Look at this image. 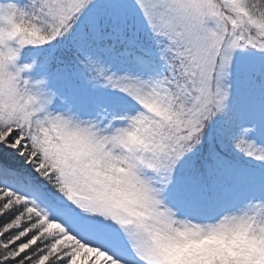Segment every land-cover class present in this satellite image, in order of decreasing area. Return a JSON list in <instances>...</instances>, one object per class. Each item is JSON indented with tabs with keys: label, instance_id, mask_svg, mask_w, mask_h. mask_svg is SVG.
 Wrapping results in <instances>:
<instances>
[{
	"label": "snow or ice",
	"instance_id": "obj_1",
	"mask_svg": "<svg viewBox=\"0 0 264 264\" xmlns=\"http://www.w3.org/2000/svg\"><path fill=\"white\" fill-rule=\"evenodd\" d=\"M132 2L137 31L151 34L155 54L137 52L119 14H96L99 0L0 3V26L35 25L44 37L36 46L73 37L89 82L129 98L128 106L95 115L75 108L32 75L35 62L10 63L16 51L8 47L0 61V264H144L132 221L94 187L102 183L96 175L116 168L163 194L207 123L225 114L236 51L264 52V0ZM110 39H120L147 75L106 67L91 49ZM8 43L0 40V49ZM234 145L264 161L254 143L237 138Z\"/></svg>",
	"mask_w": 264,
	"mask_h": 264
},
{
	"label": "clouds",
	"instance_id": "obj_2",
	"mask_svg": "<svg viewBox=\"0 0 264 264\" xmlns=\"http://www.w3.org/2000/svg\"><path fill=\"white\" fill-rule=\"evenodd\" d=\"M43 38L26 21L0 26V40L9 42L0 49V61L7 58L8 47L16 51L9 61L14 63L24 46H36ZM100 173L95 179L102 183L94 187L124 220L132 221L128 227L145 253L144 264H264V201L247 202L212 219H193L179 215L143 177L116 168L102 167Z\"/></svg>",
	"mask_w": 264,
	"mask_h": 264
},
{
	"label": "rangeland",
	"instance_id": "obj_3",
	"mask_svg": "<svg viewBox=\"0 0 264 264\" xmlns=\"http://www.w3.org/2000/svg\"><path fill=\"white\" fill-rule=\"evenodd\" d=\"M24 1V0H23ZM16 3L18 6H24L23 2L21 0H0V3ZM96 14L102 15V16H114L116 14H119L122 18L129 19L130 16H136L140 17L138 10L135 9L132 0H99L98 6L96 8ZM129 17V18H128ZM136 26V32L140 34V38L143 40V42H137V52L142 53L146 50H151L153 54H155V47L153 45V41L151 38V34L147 30H140L139 24L133 23ZM128 30H132V26L127 25ZM27 50L31 49L29 46L25 47ZM33 48V47H32ZM96 49H91V51L98 57L101 58L103 64L106 67H109L112 72H115L117 75H123L125 73L131 74V75H144L147 74L144 72V70L139 67L135 61L133 60L132 56L129 54H126L124 51L120 52L119 54L112 53V47H101ZM50 49V48H49ZM48 49V50H49ZM51 50V49H50ZM23 51V49L21 50ZM25 54V53H24ZM25 59L23 62L20 63V60L23 59L19 55V58L17 59V66H22L25 63H32L36 62L35 60H31V56L24 55ZM248 59L251 63L253 69H255L254 74L248 73L247 69H245V66H240L241 62L244 61V63H247ZM242 67V68H240ZM35 68V66H34ZM258 68V69H257ZM39 69H36V72H33L32 75L37 77H45L48 79L50 86L54 89H56L61 96H64L67 98L68 104L74 106L75 108H88L92 111V114L95 115L96 112L103 111L104 109L112 110L113 108L117 106H128L129 98L124 95L123 93L119 92L118 90H112L103 89L100 88V86H90V90L93 91L94 96L91 102H88L87 100L82 99L80 95V91L78 90V85H74V81L70 80V71H66V74H63L61 72H49V74H42L41 71H38ZM260 70H262L260 72ZM239 74H245L248 79H252L254 85H256L258 90L263 91L262 98L264 97V52L256 50V49H244V50H238L234 54L231 68H230V76L227 81L229 86V93L233 94V87L232 84L235 81V77L232 75L233 73L235 75ZM257 75V76H256ZM82 89H84L83 86H80ZM102 91L101 93H98ZM98 93V94H97ZM107 93V94H106ZM109 96V99H108ZM111 98L114 99H121L117 101L116 105L114 106V101ZM127 102V103H126ZM262 102V101H260ZM231 103L230 96L227 101V105ZM239 104V103H238ZM262 106V104H260ZM264 105V103H263ZM63 107V105H61ZM260 107V106H259ZM236 112L240 113L243 112V115L236 113V123L230 124L228 126V130L230 131V137H229V145L232 144V148L230 151L235 152L236 150L239 152L241 150L237 149L234 145V142L237 138H243L247 142L254 141H260L261 144L264 141V127H262V123L260 122H254V118L252 120H249L248 112L245 110V106L243 103L239 105L238 108L235 109ZM255 110L253 112H250L252 115L255 114ZM235 116V114H234ZM247 119V120H245ZM247 121H251V123L254 125V128L249 129L247 133H244V129H247ZM254 122V123H253ZM211 125V124H209ZM209 125L205 127L204 131L209 130ZM217 131L221 132L223 129V126L221 124H218L216 127ZM256 146V144H255ZM257 148L261 149V146H256ZM264 149V148H263ZM229 151V152H230ZM242 152V151H241ZM244 156H247L244 152H242ZM264 162V161H263ZM259 170H262L263 172L260 173V177L251 179L247 175H240L237 179L233 181V183H229L233 185V187H230L228 189V186L220 187V183L215 184L212 182L213 180L211 178L203 179L202 175H199V182L196 183V188L200 189L203 193H199V197L195 200H192L194 204H198V207L196 209V213H188L187 211L181 210L180 206L174 205L170 200H168L163 193V196L165 198V202L171 206L173 209H175L179 215L181 216H188L193 219H212L219 214H222L225 211H231L236 208H239L243 206L247 202H261L264 201V168H260ZM219 172L218 174H220ZM218 180V179H216ZM259 183H254L257 181ZM174 174L172 178V182H174ZM252 181V182H251ZM174 184H171V187L173 189L169 192H167L168 195L173 197L182 198L180 193L173 192L174 190ZM212 186V188H211ZM233 197V195H235ZM225 195V196H224ZM221 199L224 201L221 205H217L215 202L217 199ZM231 198V202L227 203L228 199ZM174 201V200H172ZM175 202V201H174ZM211 209V213H214L211 216L209 213V210Z\"/></svg>",
	"mask_w": 264,
	"mask_h": 264
},
{
	"label": "trees",
	"instance_id": "obj_4",
	"mask_svg": "<svg viewBox=\"0 0 264 264\" xmlns=\"http://www.w3.org/2000/svg\"><path fill=\"white\" fill-rule=\"evenodd\" d=\"M21 1L23 4H26V0ZM102 17L111 19L112 16L107 15ZM120 18L126 26H132V30H128L129 35L136 39L137 42H143L140 38L141 36H139L140 34L136 32V26L133 24H139L140 17L130 16V18L128 17L129 19ZM108 27H110V25H106V28ZM102 46L112 47V50L116 54L124 51V43L120 39L106 40ZM29 47L31 49L27 50V48H24L23 51H21L20 56L22 57L23 55V59L20 60L19 58L20 63L24 61V55H29L31 56L32 61L37 60L35 62L34 72H36L37 68L42 74H49V72H61L66 74V71H70V80L72 79L74 81V85H78L77 88L80 91L81 97H83L82 99L87 100L88 102L92 101V96H94L93 91L90 90L92 84L89 82L87 75L79 62V52L74 44L73 37L66 36L53 41L48 45ZM245 60H247V63H244L243 61L240 66H245L248 73L252 72L254 74L256 68L253 69L249 60ZM261 71L262 70H260V72ZM232 75L235 77V81L232 84L233 94L231 93L229 96L230 100H234V103H229L227 105L225 114H218L207 123L206 126L209 124L211 125H209V130L207 132H203L201 142L196 145V147L188 153L175 168V181L172 182L174 184L173 192L180 193L179 195H181L182 198L173 197L167 194V192L173 189V187H171L172 183H170L164 191L168 198L174 200V203L178 207L180 206V208L186 207L192 202V195L188 192V189H190L191 192L193 191L188 187V184L194 182L192 174H202L203 179L211 178L213 182L220 183L218 180H223L224 173L235 179L240 175H247L251 179H254L260 177V173L263 172L262 170H259L262 167L264 168L263 161L254 157L244 156L241 151L238 152L236 150L235 152H231L230 149L232 148V144L228 146L230 137V131H227L228 126L230 124H235L237 121V112L235 109L238 108L241 103L253 104L256 105L257 108L260 104L264 103V97L262 98L263 91L257 89L252 79L245 78L246 75L239 74V72L238 75H235L234 73ZM80 86H83L84 89ZM100 88L103 89V91H105L104 89H107V91H109L108 89H111L103 86H100ZM101 92L102 91L99 90L98 93ZM114 100L118 101L119 99L117 98ZM237 114H239V112ZM218 124L223 126L221 132L216 129ZM262 143L264 145V141ZM254 144H256V146L262 145L260 141H254ZM219 172H221V174H218ZM224 178L226 177L224 176ZM220 185L223 186V181ZM222 202L224 203L223 200L218 198L215 203L219 205L222 204ZM197 207L198 205H195L196 209Z\"/></svg>",
	"mask_w": 264,
	"mask_h": 264
},
{
	"label": "bare ground",
	"instance_id": "obj_5",
	"mask_svg": "<svg viewBox=\"0 0 264 264\" xmlns=\"http://www.w3.org/2000/svg\"><path fill=\"white\" fill-rule=\"evenodd\" d=\"M102 47H104V46H102ZM97 48H101V47H97ZM92 49H96V48L93 47ZM112 53H114L113 50H112ZM114 54H116V53H114ZM253 101H255V100H253ZM258 101H260V100H258ZM231 102L234 103V100L231 99ZM244 106H245V110L248 112V116H250V117H248L249 120H252L254 118V122H260L263 125L262 127H264V117H263L264 116L263 115L264 105H263V103H262V106L260 105V107H258V108L256 107V105H253V104H244ZM254 110L256 112H254L255 114L252 115L250 112H253ZM239 114L243 115V112L241 111ZM245 120H247V119H245ZM247 123H248L247 129L254 128V125L251 123V121H247Z\"/></svg>",
	"mask_w": 264,
	"mask_h": 264
}]
</instances>
